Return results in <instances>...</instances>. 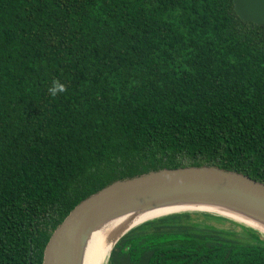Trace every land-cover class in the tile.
<instances>
[{
  "label": "trees",
  "instance_id": "16d2710c",
  "mask_svg": "<svg viewBox=\"0 0 264 264\" xmlns=\"http://www.w3.org/2000/svg\"><path fill=\"white\" fill-rule=\"evenodd\" d=\"M200 165L264 183V25L232 0H0V264H41L115 180ZM107 264H264V239L181 212L130 229Z\"/></svg>",
  "mask_w": 264,
  "mask_h": 264
},
{
  "label": "water",
  "instance_id": "95a60500",
  "mask_svg": "<svg viewBox=\"0 0 264 264\" xmlns=\"http://www.w3.org/2000/svg\"><path fill=\"white\" fill-rule=\"evenodd\" d=\"M232 3L239 18L264 25V0ZM181 212L219 215L264 239V183L211 165L161 168L115 180L69 211L51 232L41 264H83L92 234L107 225H121L110 255L116 241L130 229Z\"/></svg>",
  "mask_w": 264,
  "mask_h": 264
},
{
  "label": "bare ground",
  "instance_id": "6f19581e",
  "mask_svg": "<svg viewBox=\"0 0 264 264\" xmlns=\"http://www.w3.org/2000/svg\"><path fill=\"white\" fill-rule=\"evenodd\" d=\"M121 225H107L94 232L87 246L83 264H106L109 249Z\"/></svg>",
  "mask_w": 264,
  "mask_h": 264
},
{
  "label": "clouds",
  "instance_id": "9594fccd",
  "mask_svg": "<svg viewBox=\"0 0 264 264\" xmlns=\"http://www.w3.org/2000/svg\"><path fill=\"white\" fill-rule=\"evenodd\" d=\"M65 91L64 85L57 80L51 82L50 87L48 88V93L50 96L55 97L58 93Z\"/></svg>",
  "mask_w": 264,
  "mask_h": 264
}]
</instances>
